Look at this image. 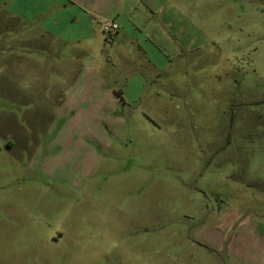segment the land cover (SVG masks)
Masks as SVG:
<instances>
[{
    "label": "rangeland",
    "instance_id": "obj_1",
    "mask_svg": "<svg viewBox=\"0 0 264 264\" xmlns=\"http://www.w3.org/2000/svg\"><path fill=\"white\" fill-rule=\"evenodd\" d=\"M117 1L0 0V264H264V0Z\"/></svg>",
    "mask_w": 264,
    "mask_h": 264
},
{
    "label": "crops",
    "instance_id": "obj_2",
    "mask_svg": "<svg viewBox=\"0 0 264 264\" xmlns=\"http://www.w3.org/2000/svg\"><path fill=\"white\" fill-rule=\"evenodd\" d=\"M121 2V4H120ZM124 2V1H123ZM125 8V9H124ZM128 8V5H125L124 3H122V0H118L117 1V10H118V16L115 18L116 21L120 24V35L119 37L123 36V38L128 37L131 33H135V35H137L136 33L139 31H142V25H145V23H149V21H147V17L145 14L140 13V11H138V9L136 8H129L130 10L125 11ZM81 9V7H80ZM161 9V8H160ZM162 11V10H161ZM81 13H84V17L81 18L79 20V23H90L91 19L93 18V14L87 13V10H81L79 11ZM79 15V14H78ZM74 19V18H73ZM139 37V36H137ZM138 40V45H140L141 42L140 41V37L137 38ZM94 67L96 69L97 65H98V61L97 59L94 61ZM107 71V70H106ZM104 71V72H99L97 70H93L94 74H97V76L99 78L102 79V82H99L95 85L90 84L89 88H83L82 90L87 93V91H91V92H103V93H107L106 98H110V99H114V100H119V97L116 96V94L114 93L115 90L117 89V87H120L119 89L124 92V97L126 100H130V99H134L137 97H130V95H127L128 91H132V88L134 87L135 84H139L140 86H146L147 83L144 84V82L141 81H135V79L131 82L127 81V82H115L114 80L110 79L111 76V72L109 71ZM102 76V77H101ZM137 77V75H136ZM79 79L76 81L78 82ZM114 82L116 84H114ZM103 83V84H102ZM101 84V85H100ZM78 86V83H75L73 85L74 88H76ZM101 87V88H100ZM84 100L86 101L88 98V95L85 94Z\"/></svg>",
    "mask_w": 264,
    "mask_h": 264
},
{
    "label": "built area",
    "instance_id": "obj_3",
    "mask_svg": "<svg viewBox=\"0 0 264 264\" xmlns=\"http://www.w3.org/2000/svg\"><path fill=\"white\" fill-rule=\"evenodd\" d=\"M103 28L105 31H112L115 29H119L120 25L115 21L108 20L103 24Z\"/></svg>",
    "mask_w": 264,
    "mask_h": 264
}]
</instances>
